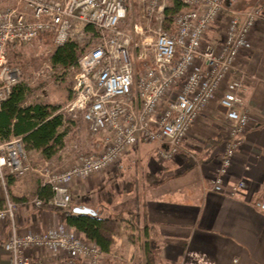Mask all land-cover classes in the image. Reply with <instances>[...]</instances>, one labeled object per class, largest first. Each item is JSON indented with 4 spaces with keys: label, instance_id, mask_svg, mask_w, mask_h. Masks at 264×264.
<instances>
[{
    "label": "built area",
    "instance_id": "built-area-1",
    "mask_svg": "<svg viewBox=\"0 0 264 264\" xmlns=\"http://www.w3.org/2000/svg\"><path fill=\"white\" fill-rule=\"evenodd\" d=\"M177 1L181 8L170 15L173 0H0V111L14 87L24 81L23 68L10 59L12 43L49 34L58 46L72 41L80 49L89 34L86 27L92 25L97 37L80 49L74 97L59 112L66 120L70 115L74 122L85 123L91 135L104 137V145L96 151L86 152L75 144V153L65 163L57 165L50 159L38 168L32 165L22 136L0 139V185L5 197L0 227H9L4 248L12 264H47L45 259L56 264L75 260L102 264L103 250L64 220L40 230L21 229L18 203L8 191L6 177H24L34 170L40 187L52 191L49 204L68 208L76 181L109 170L142 141L159 144L161 161L173 159L194 123L214 102L225 121L212 189L225 191L247 130L261 122L253 118L245 95L256 75L240 60L251 47L253 29L264 20V5L258 2L225 15V0ZM135 7L139 22L124 27ZM223 18V33L215 42L209 32ZM249 187L248 180L237 179L230 194ZM31 203L41 207L44 199L37 194Z\"/></svg>",
    "mask_w": 264,
    "mask_h": 264
},
{
    "label": "crops",
    "instance_id": "crops-1",
    "mask_svg": "<svg viewBox=\"0 0 264 264\" xmlns=\"http://www.w3.org/2000/svg\"><path fill=\"white\" fill-rule=\"evenodd\" d=\"M258 2L264 5V0H225V15ZM219 31L223 33V27ZM220 32H209L213 41H219ZM250 38L251 47L241 56L240 65L256 75L245 95L253 118L261 122L247 130L224 192L212 189L225 121L223 110L214 104L194 123L173 159L160 162L159 144L142 141L109 170L75 182L71 205L100 213L104 231L112 239L102 264H146L151 255L155 264H264V20ZM98 136L96 148H101L104 137ZM33 150L44 156L41 150ZM241 178L250 187L230 194L232 183ZM8 185L17 198L21 229L40 230L63 220L55 209L31 203L40 187L38 175L17 177ZM4 203L0 186V207ZM8 236L9 227H0V264H12L4 248Z\"/></svg>",
    "mask_w": 264,
    "mask_h": 264
},
{
    "label": "trees",
    "instance_id": "trees-1",
    "mask_svg": "<svg viewBox=\"0 0 264 264\" xmlns=\"http://www.w3.org/2000/svg\"><path fill=\"white\" fill-rule=\"evenodd\" d=\"M172 5L169 11L170 15L181 8L177 0H173ZM86 30L88 32H96L95 27L92 25H87ZM19 44L21 42L16 41L10 47L15 48ZM80 52L79 46L75 42L70 41L65 45L56 47L52 54V62L55 65L60 64L69 70L76 68ZM29 92V86L21 82L14 87L10 97L3 102L2 110L0 111V139L5 140L14 136H22L27 149L41 150L43 155L50 159L63 148V139L70 132L66 126L67 120L59 112L62 106H53L40 100L29 102ZM73 97L74 94L71 87L70 99ZM37 193L44 199L42 207L55 209L61 218L84 238L94 241L103 252H109L112 239L104 231L105 219L100 213H78L75 211L77 206L74 205L68 208L50 205L49 199L52 197V191L48 186L39 187ZM14 199L16 200L17 198L15 197ZM146 264H155L153 255L149 256Z\"/></svg>",
    "mask_w": 264,
    "mask_h": 264
},
{
    "label": "rangeland",
    "instance_id": "rangeland-1",
    "mask_svg": "<svg viewBox=\"0 0 264 264\" xmlns=\"http://www.w3.org/2000/svg\"><path fill=\"white\" fill-rule=\"evenodd\" d=\"M225 5V3H224ZM137 7V6H136ZM136 7L129 12L127 20L123 23L124 27H133L135 22H139L138 9ZM226 22L223 19L220 23H217L213 28V33H219V29H222V24ZM220 27V28H219ZM212 32V31H211ZM88 37H84L86 42L83 46H80V49H84L87 41L93 38L96 39V32H88ZM96 33V34H95ZM209 33V37H210ZM137 42V39L136 41ZM133 44L134 53L137 52L136 45ZM58 45L55 44L54 39L51 35H44L28 43H21L19 46L12 48L10 47L9 54L10 59L13 63L21 65L24 70V83H26L29 88V102H35L40 100L45 103L54 105L64 106L70 99V88L74 83V75L76 73V68L66 69L60 64L55 65L52 62V54L55 51ZM133 59H136L132 52ZM75 72V73H74ZM214 105H217L214 102ZM218 106V105H217ZM70 115H66L67 122L66 126L70 132L63 139V151L58 154L52 160L55 161V164L61 165L62 161H68V159L75 153L74 145L78 144L83 151L92 152L96 151V140L99 137L95 134H90L86 129V124L79 122H74ZM74 128V129H73ZM73 129V131H71ZM101 136V135H100ZM29 152L30 160L34 168H38L47 163V160L44 156L40 155L37 151ZM164 162V161H160ZM105 172V171H104ZM31 175L37 176L36 171L29 172L24 178H29ZM39 176V175H38ZM17 179V177L9 176L6 177L7 185L10 180ZM22 179V177H21ZM121 184V183H120ZM1 186V185H0ZM2 187V186H1ZM4 191V190H3ZM8 191L9 190L8 185ZM95 211V210H94ZM103 256H105L103 252ZM102 263L106 261L105 257Z\"/></svg>",
    "mask_w": 264,
    "mask_h": 264
},
{
    "label": "water",
    "instance_id": "water-1",
    "mask_svg": "<svg viewBox=\"0 0 264 264\" xmlns=\"http://www.w3.org/2000/svg\"><path fill=\"white\" fill-rule=\"evenodd\" d=\"M263 206H264V203H263ZM75 211L78 212V213H93V214H96L97 212L94 211L93 209L89 208V207H76L75 208Z\"/></svg>",
    "mask_w": 264,
    "mask_h": 264
}]
</instances>
